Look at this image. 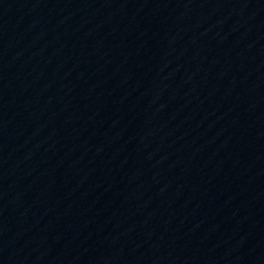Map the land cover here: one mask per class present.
Here are the masks:
<instances>
[{
    "label": "water",
    "instance_id": "water-1",
    "mask_svg": "<svg viewBox=\"0 0 264 264\" xmlns=\"http://www.w3.org/2000/svg\"><path fill=\"white\" fill-rule=\"evenodd\" d=\"M0 264H264V0H0Z\"/></svg>",
    "mask_w": 264,
    "mask_h": 264
}]
</instances>
